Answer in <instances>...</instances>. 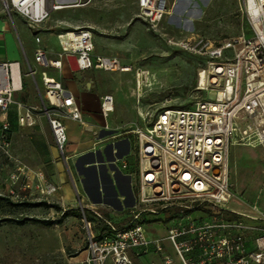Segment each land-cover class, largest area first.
Returning <instances> with one entry per match:
<instances>
[{
    "label": "built area",
    "instance_id": "2783aa9c",
    "mask_svg": "<svg viewBox=\"0 0 264 264\" xmlns=\"http://www.w3.org/2000/svg\"><path fill=\"white\" fill-rule=\"evenodd\" d=\"M247 20L250 35L217 42L189 37L178 45L205 57L196 69L191 93L201 95L184 107H136L137 115L148 124L131 129L136 135L138 189L126 224L119 228L95 209L80 205L81 222L86 231V257L78 264H133L149 251L161 256L163 264H173L163 242L167 241L179 264H264V212L246 215L229 208L233 198L229 181L228 156L232 145L260 147L264 156V0H237ZM1 9L18 13L35 30L52 10L61 8L55 0H0ZM137 17L154 32L166 14V0H137ZM61 55L74 58L79 70L130 71L113 55L94 53L93 33L77 27L56 34ZM36 43L40 42L35 36ZM35 62L46 67H61L37 46ZM29 67L21 70L20 61L0 62V149L9 148V122L5 113L14 102L13 95L23 87V76L35 74ZM138 79V70L134 71ZM48 105L41 108L52 130L56 146L64 157L67 132L63 120L80 119L73 97L55 78L41 72ZM209 95L211 96L209 98ZM137 102L139 96H137ZM101 113L113 111V97L101 98ZM19 115L20 124H32L30 107ZM146 109V110H145ZM30 177L23 167L8 178L18 184L10 189L13 200L29 201L49 197L59 186L41 172ZM264 175V167H262ZM77 196H79L76 190ZM79 202L80 201V198ZM87 210L94 216L87 218ZM165 210H170L164 214ZM148 212V214H146ZM164 214L173 220L162 237H152L146 224ZM151 215H154L153 217ZM107 228L100 230L98 225ZM249 246V248H248Z\"/></svg>",
    "mask_w": 264,
    "mask_h": 264
},
{
    "label": "crops",
    "instance_id": "0c3cea01",
    "mask_svg": "<svg viewBox=\"0 0 264 264\" xmlns=\"http://www.w3.org/2000/svg\"><path fill=\"white\" fill-rule=\"evenodd\" d=\"M55 1L62 5L61 8L52 10L48 19L35 30L18 13L8 14L0 8V62L20 61L23 73L29 67L36 70L33 76H23V87L14 93V102L5 113L10 124L9 148L7 154L0 149L3 154L0 159V174L7 171L6 177H9L12 172L17 173L23 167L30 177L35 172H41L45 179L59 186L56 195L54 194L60 201L57 219L64 226H71L73 230L69 232L77 233L76 236L79 237L70 239L72 246L76 248L71 257L72 264H78L87 254L86 232L83 237L80 233V229H83L80 205L86 209H95L114 224L123 226L129 219L138 189L136 135L131 129L121 128L122 121L102 115L101 98L106 94L112 95V112L115 109L146 108L148 104L135 100L134 79L130 73L132 66L129 63L121 62L122 65L131 67L127 72L96 68L79 70L73 57L61 55L56 34L77 27H88L93 33L94 53L111 55L109 52L114 47L112 35L124 32L127 26L132 31L140 29L143 20L136 16L137 0ZM166 9L167 12L159 23V30L163 29L165 33L181 40L200 36L217 42L222 38L205 35L209 33L207 22L218 17L228 18L234 12L239 13V30L236 36L244 32L242 22L245 17L240 13L237 0H166ZM211 28V33L220 29L215 23L211 24ZM141 31L142 38L138 44L144 42L146 34L145 29L141 28ZM35 36H39V43H36ZM37 46L45 50L48 58L60 60L61 67L44 68L38 65L34 60ZM169 65H179L180 75L185 74L187 77L186 61L182 62L174 57ZM43 71L48 77L61 82L80 112V119L63 120L68 138L64 149L65 159L56 146L48 120L41 109L48 105L41 79ZM25 107H30L33 119L30 125L20 124L18 121L19 115L26 112ZM1 118L0 113V124ZM261 160L264 162V156ZM10 164H13L12 168L6 169ZM232 192L236 196L235 190ZM234 196L229 205L235 201ZM45 202L52 205L48 200ZM30 204L33 210L28 218L40 221V215L54 214L52 207L44 211L40 206ZM88 214L93 220L94 216L90 212ZM167 254L173 258V264H179L174 253ZM133 264L163 263L161 256L151 250L145 256L135 259Z\"/></svg>",
    "mask_w": 264,
    "mask_h": 264
},
{
    "label": "rangeland",
    "instance_id": "374dc122",
    "mask_svg": "<svg viewBox=\"0 0 264 264\" xmlns=\"http://www.w3.org/2000/svg\"><path fill=\"white\" fill-rule=\"evenodd\" d=\"M238 19L239 13L234 12L228 18L218 17L212 21L209 20L206 24L209 33L207 32L205 35L210 38L236 36L239 30ZM213 23L219 25L218 32L211 33V24ZM141 28L145 29L146 34L144 42L138 44L142 38ZM242 28L247 36L251 34L245 18L242 22ZM112 36L114 47L109 53L118 57L120 62L129 63L132 66L130 73L133 74L132 79H134L135 100L139 96L140 102L144 101L148 107L151 106L150 109H147L150 114L159 110L155 109L157 107L187 106L201 96L191 93V88L195 84L196 69L205 64V57L181 48L178 45L182 41L179 37H172L174 35L165 33L163 29L158 32L151 31L143 21L140 23V29L132 31L127 26L124 32ZM174 57H177L179 61H186L187 77L185 74L180 75L179 65H169L171 58ZM138 68L140 69L138 71L145 73V77H142L140 95L136 90L134 74ZM173 72L177 73L172 76ZM107 117L122 121L121 128L133 129L148 124V118L147 120L140 118L136 109H115ZM2 158L3 154L0 153V159ZM261 158L260 147L230 146L229 181L231 190H235L236 196H234L235 201L230 205L228 204V207L241 213L244 216L242 219L247 223L255 221L246 215L258 214L251 209L253 203H256L259 211L264 212V176L261 174L264 162ZM12 165L10 164L6 169H11ZM6 174L7 171L0 174V220H2L0 222V264H72L71 257L75 254L76 248L72 246L70 239H79V237L76 236L77 233L69 232L73 230L71 226H64L61 220H57L58 214L56 213H59L60 201L56 198V194L49 197H36L32 201H14L10 189L13 190L18 184H14L12 179L6 177ZM232 185L235 187L233 188ZM237 188L240 191H237ZM45 200L50 201L52 205L48 203L41 205V209L45 211L48 207H52L54 214L40 215L39 219H48L51 222L45 223L28 218L27 216L31 215L33 210L30 203H34L33 206L37 207L36 203ZM76 202L78 201L76 200ZM169 211L165 210L164 214ZM164 214L151 215L159 219L146 224V229L152 237L164 236L167 227L173 224V220L165 219ZM85 232L84 228L80 229L82 237L85 236ZM162 244L166 247L167 253H174L167 241Z\"/></svg>",
    "mask_w": 264,
    "mask_h": 264
},
{
    "label": "trees",
    "instance_id": "16d2710c",
    "mask_svg": "<svg viewBox=\"0 0 264 264\" xmlns=\"http://www.w3.org/2000/svg\"><path fill=\"white\" fill-rule=\"evenodd\" d=\"M44 204H47L45 201H40V202H38V203H36V205H38V206H41V205H44ZM88 212H90V211H88L87 210V213ZM87 218H88V220H92V219H90V217H89V214H87ZM30 219H32V218H30ZM33 220H37V219H33ZM58 220V219H57ZM2 220H0V222H1ZM40 221H43V222H45V223H50L51 222V220H48V219H46V220H40ZM114 224V223H113ZM115 225V224H114ZM125 225V224H124ZM123 225V226H124ZM115 226H117V225H115ZM123 226H117V227H119V228H122ZM98 227H99V229L100 230H103V229H105V228H107V226L106 225H104V224H101V225H98Z\"/></svg>",
    "mask_w": 264,
    "mask_h": 264
},
{
    "label": "bare ground",
    "instance_id": "6f19581e",
    "mask_svg": "<svg viewBox=\"0 0 264 264\" xmlns=\"http://www.w3.org/2000/svg\"><path fill=\"white\" fill-rule=\"evenodd\" d=\"M138 74H139V77L138 79H136V90H137V93L140 95L142 91V77H145L144 75L145 73L144 71L143 72L138 71Z\"/></svg>",
    "mask_w": 264,
    "mask_h": 264
},
{
    "label": "water",
    "instance_id": "95a60500",
    "mask_svg": "<svg viewBox=\"0 0 264 264\" xmlns=\"http://www.w3.org/2000/svg\"><path fill=\"white\" fill-rule=\"evenodd\" d=\"M211 96L209 95V98H210Z\"/></svg>",
    "mask_w": 264,
    "mask_h": 264
}]
</instances>
